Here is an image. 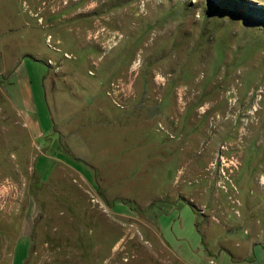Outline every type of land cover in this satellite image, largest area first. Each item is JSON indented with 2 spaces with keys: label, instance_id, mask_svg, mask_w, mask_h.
<instances>
[{
  "label": "rangeland",
  "instance_id": "1",
  "mask_svg": "<svg viewBox=\"0 0 264 264\" xmlns=\"http://www.w3.org/2000/svg\"><path fill=\"white\" fill-rule=\"evenodd\" d=\"M85 49L122 58L103 91L88 63L49 68ZM130 60L120 109L106 91ZM154 86L152 120L134 105L155 113ZM0 88L23 110L0 102V264H264V0H0ZM167 113L184 149L157 131Z\"/></svg>",
  "mask_w": 264,
  "mask_h": 264
},
{
  "label": "crops",
  "instance_id": "2",
  "mask_svg": "<svg viewBox=\"0 0 264 264\" xmlns=\"http://www.w3.org/2000/svg\"><path fill=\"white\" fill-rule=\"evenodd\" d=\"M51 26L53 27L54 24L51 23L50 24V27ZM56 37H58V36H56ZM55 39H56L55 42H60L61 44H63L64 49H66V43H64L62 41V38L58 37V38H55ZM90 50H91V48H90ZM91 53L92 52H90L89 49L88 50H86V49L85 50H81L79 52L77 51L76 55H73L74 56V59L73 60H68L67 59V60L62 61V63L60 64L61 66H59L58 68H55V67L54 68L49 67V68H50V70H52V72H53L54 75H56L58 73H63V72L65 74L71 75L68 72V70L69 69H72L71 68L72 63H75V64L79 63V67H81L82 65L88 63V65H90L89 70H94L95 73H96V77L97 78H95V80L92 81V79H90L89 77H86V80H85L86 83H88L90 85H92V84L94 85L95 84L94 85L95 86L94 90L96 89L98 91H103L104 90V87H102L103 86L102 80H103L104 76L107 73H109L108 70H110V68L112 67V65L114 64V62L117 61L118 65H119V63H122V58L120 57V59H117V60L115 59V61L113 63H108V64L104 65V59H105L104 56L105 55L99 57L97 55V53H95V50H93V53L92 54ZM37 57H40V54L39 53L37 54ZM49 59L55 60L53 58H49ZM56 59H61V57H56ZM72 61H75V62H72ZM133 61L131 62V60H130L129 64H127V66H126V68H127V69H125L126 71H124V73H122L121 76L118 75L119 76L117 78L118 80H124L125 82H129V78L131 77V71L133 69L132 68ZM76 67L78 68V64L77 65H74V68L75 69H76ZM116 69L118 70L120 68L117 67ZM76 72L78 73V69H76ZM53 74H52V76H50V78H49V85H47V87H46V89L49 88L51 91H52L53 82H54L53 81V76H54ZM65 74H63V75H65ZM111 74L113 75V73H110L109 75H111ZM140 74H141V71H139L138 74H137L138 78H140ZM8 78H9V76H8ZM135 78L133 79L134 84L132 83L133 84V89L131 90V96H130V99H129L130 101L129 102L135 100L136 97L138 96L137 95L138 78H136V79ZM85 81H84V83H85ZM50 82H51V84H50ZM153 88H154V91H155V100H157V102H158V104L153 105V107L155 106V108H156V112L155 113L148 112V110L151 109L150 103L151 104H154V100L151 101L150 96H149V100L150 101L148 99L147 100L142 99V100H139L134 105V107H136V108H141V109L145 108L147 110L146 115H148L147 116V119H152V120H154L156 118L158 119V117H160L161 115L164 116L163 114H161L162 112H161V110L159 108L160 103H162V101H163L164 89H161V88H159L157 86H154ZM129 91H130V89H129ZM100 94L101 93L94 94V96L96 97L94 103H97L96 104L97 105V108L103 110L104 107L99 102V100H100L99 99ZM187 97H188V94L186 93L184 95V97L181 96L179 99L176 98V106H175V109L179 112V116H183L186 113V110H187L188 106L191 105L190 102L188 101ZM0 98H1L0 102L2 103V105H1L2 106V109H6V108L13 109L14 112L17 114L18 118L21 120V118L23 117L22 107H20L16 103H14L11 100L12 98H10V96L8 95V93L4 89H1V88H0ZM21 101L23 102L24 106H26V108L29 107L30 98H28V97L26 98V94L22 93V95H21ZM102 110L101 111H98V113H102ZM165 115L166 116L169 115L170 117L168 116V117H166L167 118L166 120H160L159 121L157 131L158 132L161 131L159 129V124L160 123H162V124L164 123L165 124L164 126L171 131V134L172 135H174V138H169L167 136L166 137L169 138V140H174L176 138L177 139H180L181 138L183 141H186V144H184L182 146V148L184 149V146L185 145L187 146L188 143L190 142V139H191L189 131L188 130L187 131L182 130L181 129L182 126L179 127L178 122L181 121V119L179 117L176 118V117L172 116L171 113L170 114L167 113ZM7 117H9V116H7ZM20 120H16V121L14 120L13 121V125L20 126L21 125V121H22V120L21 121ZM101 123L104 124V126L106 128L109 125H115L116 121H114V122L108 121L107 123H103L102 121H100V122H97L96 124L101 125ZM106 124H109V125L106 126ZM179 124L184 125L185 122L182 121V122H179ZM176 126L178 127L177 133L174 132V130H173L174 127H176ZM26 128L29 129L30 128V125H27L26 124ZM30 131H31V129H30ZM161 132H163V131H161ZM116 139L120 140V142L123 144L124 143L123 141H126L127 142V135L120 134ZM212 143H213V139L208 134H207L206 137L202 138L201 141H200V149L201 150H207V151H209L210 156H209L208 163H210V159H211V156H212V152L214 151V148H213ZM157 144H158V147L161 148V144L160 143H157ZM170 148H172V147H170ZM197 170L198 169H196V171ZM207 170H208V167H207Z\"/></svg>",
  "mask_w": 264,
  "mask_h": 264
},
{
  "label": "built area",
  "instance_id": "3",
  "mask_svg": "<svg viewBox=\"0 0 264 264\" xmlns=\"http://www.w3.org/2000/svg\"><path fill=\"white\" fill-rule=\"evenodd\" d=\"M46 42H47L48 47L51 50L58 52V53L62 52L61 48L59 47V43L53 42V38L51 36H48ZM63 55L65 59H72V55L67 52H64ZM48 65L51 67H54L56 63L52 59H48ZM90 74L93 75L92 72H90ZM132 83H133V69L131 71V77L129 78V82H125L124 80H118V81L112 82L109 85L106 91V95L112 101L113 105H115L116 107H119L120 109L125 108L124 99L128 96V93L131 91V90L129 91V89ZM202 112L205 113L206 109L203 108ZM159 129L163 132L168 133L170 138H174V135H172L169 130H166L165 126L162 123L159 124Z\"/></svg>",
  "mask_w": 264,
  "mask_h": 264
},
{
  "label": "bare ground",
  "instance_id": "4",
  "mask_svg": "<svg viewBox=\"0 0 264 264\" xmlns=\"http://www.w3.org/2000/svg\"><path fill=\"white\" fill-rule=\"evenodd\" d=\"M230 165L233 166L235 165V163L231 162ZM260 182H261L260 184L264 185V177H261Z\"/></svg>",
  "mask_w": 264,
  "mask_h": 264
}]
</instances>
